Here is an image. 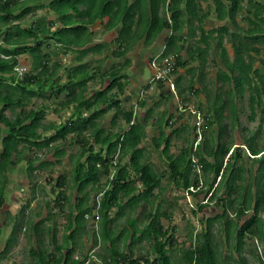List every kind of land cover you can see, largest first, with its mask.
<instances>
[{"label":"trees","instance_id":"1","mask_svg":"<svg viewBox=\"0 0 264 264\" xmlns=\"http://www.w3.org/2000/svg\"><path fill=\"white\" fill-rule=\"evenodd\" d=\"M0 1V25L2 22L11 23L18 21L30 12L44 9L56 14L61 22V27L55 31H52L55 23L52 20L48 21V24L41 22L26 29L16 26L15 30L8 33H3L0 30V37L2 38L0 40V179L1 183H3V186L0 187V210L7 199V187L4 184L9 183L7 180L9 168L15 165L17 161L22 160L26 152L31 150L49 148L56 153V156L63 157L65 151L61 149L60 143L66 141L69 136H73L75 143L81 146V152L75 161L72 180L77 193L83 194V196L76 198L77 204L75 208L78 214L75 219L72 217L74 211L68 214L69 226L67 228L71 229L76 225L77 227L74 226L75 230H78L86 220V215H91L92 210L95 209L92 206L90 207L92 199H90L89 189H93L97 185H101L102 188L104 185L109 184L110 186L106 189L105 198L102 200L99 210L102 219L98 233H96L95 242L100 238L104 244L106 241L110 242V250H106L111 252V259L114 264H219L220 245L217 244L215 234L212 231L217 223L226 228V233L229 237L236 236L234 248L240 256L242 255L243 246L246 245V241L249 238H256L259 242L264 243V218L262 217V214H264V143L259 145L260 140L264 142V130H262V125L264 124V48L262 46L264 45V0L262 2L259 0H227L229 10L222 12L226 14L218 15V19L226 21V25L235 27V32L232 33V36L235 42L236 60L230 62L227 50L222 44L218 46L221 49L220 54L223 57V63L228 69L226 72L221 71L219 73L218 81L223 82L225 86L227 84L230 86L234 85V90L231 88L227 92V99H223L222 96L214 98L213 92L211 90L210 92L208 91L209 99L207 101L209 103L207 105L209 109L208 119L210 121L207 126H210V128H213V126L215 128L218 127V135L216 138H212L211 141H205L203 145H199L196 150L193 151V148L189 150L186 147L183 148L181 155L170 154L172 139L180 129L174 130L170 135H167L163 129L161 130L160 135L154 141L155 147L162 149V153L169 161V171L164 173H158L154 170L149 162L148 150L146 147H140L148 136L146 127L154 110L150 109L143 119H138L134 110L136 107H132L130 110H126L123 107L119 95L124 94L126 91L128 82L122 81V79L128 78V76L120 74L126 67L118 64L119 68L113 66L103 72L104 64L109 66V57L111 56L108 53V55L106 54L105 47L95 45L91 48L83 49V53L80 51V58L87 56L91 52L92 54L100 55L102 53V56L105 55L95 65L93 61L89 60L81 63L83 59H80L77 62L80 64L67 67L65 70L68 75L64 83L62 82V77L57 73L58 68H55L54 71H49L48 65L43 64V62H49L52 55L66 53L69 50L66 46L74 39L80 41L79 46L86 47L92 42L88 25L95 23L97 20H103L106 16H110L111 20L115 19L116 6H119V9L123 8V11L126 10L129 14L134 12L136 15L139 13L137 8L140 6L143 14H151L154 23L152 31L155 34L154 36H156L163 29L170 27L168 20L160 16V11L163 5L166 4V0H136L134 5H131L129 0H121L123 1L122 4L119 3L120 0H30L21 5V7L17 4L20 0H14L13 2ZM183 1L171 0L170 10H174V27H177V25L181 26V13L178 10ZM188 1L192 2L191 5L188 4V10L190 7L191 10L197 9L196 0ZM219 7H222L221 3ZM19 8H22L21 13L15 15V11ZM82 8L86 10H82ZM199 11L197 9L194 12L196 13L195 16H200L198 20L201 23L198 24V27L201 29L202 34H205L201 39L207 45L212 35H207L201 28V24L208 15L205 13L200 14ZM4 12L5 15L3 16ZM240 14L245 15L243 20H247L250 24L247 29H244L236 22V17ZM76 17H87V23L74 27ZM130 17L129 15L128 18ZM43 21L46 20L44 19ZM174 27L173 29H175ZM223 30L228 32L229 27L226 26ZM80 33H83L82 39H78ZM220 37H224L223 33L220 34ZM51 38L55 42L60 43L63 48L56 47L58 52L51 50L46 53L45 49L51 47L50 42L48 43ZM120 39H117L119 47L112 55L121 59L127 57L128 49L122 46ZM221 42L219 41V43ZM208 49L209 47L199 49L200 55L198 57L203 58L204 53L207 55ZM254 54L257 56L263 55L262 59H260L261 66L255 69L254 62L257 58ZM2 55L10 56L11 58L5 59ZM24 55L32 57L33 66L30 72L26 71L23 77L18 78L15 69L20 57ZM165 55H167V52H165ZM188 62L183 61L182 63V61H178L177 66L178 68L181 66L187 68ZM124 63L126 64V62ZM205 66L206 63H202V68ZM106 78H112L109 86L103 89L101 87L94 91L92 97L86 96L91 82L100 83L103 86ZM149 87L150 84L146 86V88ZM157 87L160 89L164 86L160 83ZM47 89L51 91V95L57 96V98L61 95L66 96V99L59 104L62 109L72 108L67 121L61 125L56 123L45 125L43 123L49 107L43 106L38 110L29 111L23 109L28 102L38 96L49 99L48 94L45 93ZM248 91L250 94V119L255 120L259 110L263 114L260 120L261 125L258 130L245 139L243 145L246 146V149L238 147L230 155L229 162L225 164V158L229 154L231 146L220 142L221 137L224 135H222V130L226 131V126H223L222 122L226 118L224 111L228 107L227 109L233 115L231 116L232 124L236 126L239 123L237 103L242 98H245ZM138 100L139 102L144 101L141 98ZM19 108H22V110L19 111ZM112 109L115 110L112 118L113 125H117V119L121 117L125 120L127 129L115 133L111 129L102 128L101 120ZM7 111H11L14 114L13 119L7 117L5 114ZM172 118L173 116L171 115L165 120L166 114L163 115L162 119L159 120L160 127L169 126ZM49 131H54V133L50 136L46 135V138H44L43 134ZM181 133H178V136ZM56 142H59V145L52 147L51 144ZM191 150L194 155L198 156L204 175L207 178H209V175L215 174L214 183L218 177L220 180L224 178L225 184L223 183V186L222 184L220 185V182L217 183L218 192L221 188V191H223V194L217 200V205L223 206L225 211L223 215L206 219L207 228L202 234L194 237L195 242H197L196 245H191L188 248L182 247L179 249L181 256L176 257L172 256L173 254L171 255L174 252L172 249L175 244L174 235L168 236V230H165L162 223L163 218L171 220L172 215L166 209H163V202L159 203L157 209L153 211L155 202L160 198V195L155 192L162 188V181L165 177H168L178 188L187 190V192H189L191 187H197L200 181L197 173L195 174L196 177L192 178L194 174L192 160L191 155H188ZM118 151V160L115 165L116 172H114V178L111 180L112 161ZM246 151L249 152L247 158L251 161L250 167L246 165ZM207 155L214 158L212 163L206 159ZM58 163H61V161L58 160ZM28 164V170L31 173L34 172L36 170L33 166L34 162L30 161ZM254 166H256L255 169ZM223 167L224 172L222 171ZM135 177L138 180H135ZM56 184L62 189L58 194V198H61L63 203H57L58 207L63 211L66 206L65 203L69 201L64 191L67 186V176L63 174ZM212 188L213 184L210 186V189ZM243 190L244 193H241ZM198 191H201V188ZM214 192L212 196L216 198ZM192 194L195 193L192 192ZM232 195L235 196L234 199H231ZM126 199V203L123 204ZM142 202L152 206L147 214V220L149 219L150 224L145 225L143 229H138V222L135 219H130L131 228H125L121 232V236L116 237L115 232L110 228V225L115 223V219L110 217L109 212L113 208H117L116 218H120L124 214L125 209L133 210L141 205ZM93 203L97 205L96 202L93 201ZM235 204L239 207L236 212V218L229 219L227 210ZM252 208L254 210L253 215L240 225L243 216ZM53 216L55 215H49L48 219ZM223 220H225V223H222ZM43 224L44 220H41L39 223L32 225L36 235L43 230ZM4 232V229L0 228V233L6 235ZM137 232L141 233L140 237H137ZM16 233L17 228L11 229L8 239H15ZM129 233L134 241L145 238L153 241L152 254L156 257L152 262L149 259L134 260L133 252L127 254L125 251L118 250L116 242L124 237V240H127ZM75 234V231H72L65 236V245H58L54 234L52 240L55 247L48 256L44 255V244L40 239L38 242V250L41 252L42 257L40 264H85V259H75L76 247H70L68 244V240L76 238ZM11 242L7 243L6 248L10 247ZM65 248L67 251L66 255L64 253ZM5 253L4 250L0 252V258H4ZM33 253L36 254L35 251ZM257 258L259 259V264H264V261L260 260L258 256ZM107 259V257H104V260ZM239 264H247L246 259H242Z\"/></svg>","mask_w":264,"mask_h":264},{"label":"rangeland","instance_id":"2","mask_svg":"<svg viewBox=\"0 0 264 264\" xmlns=\"http://www.w3.org/2000/svg\"><path fill=\"white\" fill-rule=\"evenodd\" d=\"M131 1V0H130ZM263 1V0H259ZM245 15H238L236 17V22L241 25V23L244 24V29H247L249 27V22L244 18ZM248 16V15H247ZM54 16V13L49 12L47 9L39 10L38 13L35 15H32L26 19V24H33L35 21H38L40 19L46 18L48 21L52 19ZM220 23L218 20H215L214 26L220 27L224 24L226 25L225 21H222ZM31 24V25H32ZM29 25L28 27H30ZM25 28V27H24ZM242 32V31H240ZM243 33V32H242ZM230 35L227 37L228 43L225 44V47L229 48L232 47L234 44L233 41H231V38L229 39ZM226 37H224L223 42L227 41ZM224 42V43H225ZM239 43V41H237ZM215 43V47L211 49V55L214 57V61L208 64L202 68L206 75H209L210 79L213 80L210 83V89L214 91V94H216L215 97L220 95L221 89L228 90V86L224 85L220 81L217 82L216 75L218 74V71H228L227 67L223 63V58L220 55L221 49L217 46V42ZM224 47V45H223ZM224 47V48H225ZM233 49V47H232ZM53 51V48H46L45 52L48 53L49 51ZM233 52V51H231ZM60 56L57 57L56 55H53L52 58V64L49 71L53 70V67L56 63H60L61 68L59 70V73L62 74V80L66 79V73L64 72V68L71 66L72 57L69 55V53L66 55L65 52L59 53ZM234 54V53H233ZM232 54V57H233ZM229 56V54H228ZM261 55H258V58L254 62V69L259 68L261 66ZM24 58V64L27 70H31L33 66V59L31 56L26 55ZM115 61L117 60L114 58ZM211 59V58H210ZM110 62L112 64H117L115 61H113L112 57L109 58ZM236 60V57L230 60V62H234ZM148 71V70H147ZM237 75V73H236ZM150 78V73L146 72L145 74V82H147ZM136 81L139 82V78H135ZM66 81V80H65ZM97 86L93 85L89 86V89L91 88V91H96L100 88V83H96ZM141 85V83L139 84ZM146 84H142V87L139 89H134V93L131 94L129 89L127 90L129 95L125 97H131L132 95V102L134 105L132 107H136L134 110L136 111V114L138 118H143L144 115H146L148 111V106H145L144 108L141 107L138 102V99L146 100L148 99L151 104H155L160 100V95L163 92V95L165 94V91L157 89V90H146L145 88ZM104 86V83H103ZM93 88V89H92ZM98 88V89H97ZM231 88L234 90V85H231ZM156 89V88H155ZM249 90V89H248ZM91 91L88 90V93L86 96L92 97ZM140 93L138 94V92ZM142 91V92H141ZM126 92V91H125ZM227 91H225L226 93ZM45 93L48 94L49 99L44 98H36L31 101V103L28 105V108L33 109H40L41 107H49L51 104L54 106L50 107V110L48 111V116L46 119L47 123L56 122L57 124H63L67 121L70 113L72 112V108L68 109H62L60 107V103L66 99L65 95H61L59 98L57 96L51 95V91L47 89ZM126 95V93H124ZM204 94L197 95V99L195 103H185L187 106H190L191 108L195 107L196 109L193 110H199L194 115H197L198 113L205 114L206 118L208 117V111H204L205 107L208 105V101L206 99L208 98V95L204 99H201V96ZM249 91L246 93L245 98L240 100L237 103L238 106V115H239V123L234 126L232 123V117L233 116L229 109L226 108L224 111V115L226 116L225 120L223 122V126H226V131L222 130V137L220 139V142L223 144H226L230 147L229 154L225 158V161L227 164L230 160V155L238 148L243 147L245 139H247L253 132L258 130V128L261 125V118L263 117V114L258 110V116L255 120H251V108L249 104ZM225 99H227L228 94H223ZM124 97V98H125ZM185 98V96L183 97ZM154 102H152V101ZM204 102H203V101ZM162 102V101H161ZM123 103V101H122ZM130 103V104H131ZM166 102H162L159 106H156L158 109L156 113H154L153 120L148 121L146 131H148V137L144 139V141L141 143L140 147H146L149 154V162L152 164L154 170L158 173H164L166 171H169L168 168V159L167 157L162 153V149H157L155 147V141L154 139L160 135L161 130L163 129L165 133L169 134L174 131V127L171 126L173 124H170L171 126H163L164 128L159 127L157 123H155V119L157 117L160 118L162 115V112L164 111L167 106L165 105ZM126 104V103H125ZM129 104V105H130ZM132 105V104H131ZM128 108H130L128 106ZM57 109V112L54 113V110ZM114 112L112 111L110 116L105 118L102 126L107 129H111L115 133L127 129L126 122H121L122 124H118L116 126L109 123L111 121V117L113 116ZM6 115L9 118H14V114L11 111H7ZM192 113L190 110H186L184 112L185 120L188 122L186 123V126L183 125V134L181 135L182 138H174L175 140H172V145L170 149V154H174L176 156L181 155V152L183 151V148H188L189 150L193 148V151L196 150V148L199 145H203L204 142L211 141L212 138H216L218 135V127L210 128L207 124L209 123V119L207 118L206 121H202V124H205V129L202 132V138L196 136V131H191L192 127L195 125V120L191 116ZM173 116L177 117L173 114ZM213 119V116H212ZM155 120V121H154ZM175 120H172L174 122ZM176 122V121H175ZM183 123V124H184ZM219 124V123H218ZM175 125V124H174ZM114 126V127H112ZM202 128V127H201ZM215 128V129H214ZM262 130H264V124L262 125ZM191 132L188 137L187 133ZM187 137V138H186ZM263 137V136H262ZM186 138V140H185ZM183 140V143L180 141ZM200 141V142H199ZM233 141V142H232ZM59 142H56V144H52V147L59 145ZM259 145H262L264 142L259 141ZM62 145V148H64L65 155L61 157V164L57 166H54L52 168V172L50 173V169H41L36 170L30 176V173L28 171V167L25 162L21 163L20 165H15V169L13 172H11L9 175V178L12 180L11 185L9 186V190L12 193L13 199H11V193H7V199L9 200L7 202V205L4 206L3 210L0 213V228L4 229V233L6 235H3L0 233V250L3 249V242H5L6 237L9 235L10 230L17 228L18 233L16 234L17 238H20L21 240L18 241L12 248L14 251L13 253V260L10 264H30L32 262V256L29 253V248L31 245L34 247H37V244L40 240V235L37 236L33 229L32 225L33 223L40 221L41 219H45L49 212L54 211V217L50 218V220H46V223L44 225L45 227H54V224L58 226V234H57V240L59 243H63L64 237H63V231L60 229V225L62 227L66 226L68 224V214L71 211H74V215L72 216L73 219L77 217L78 212L76 211V198L83 196V194H78L76 188L73 185L72 177H73V169L75 165V161L77 156L81 152V146L78 143H75V138L73 139V136H69L66 141H63L60 143ZM215 145V144H214ZM216 146V145H215ZM246 147V146H245ZM162 148V147H161ZM202 148V147H201ZM245 149V148H244ZM50 151L44 150L42 152H37L35 154H31L34 158L36 155L39 157H42L41 160H44L47 158V154ZM188 155H191L192 160V167L194 174L192 175V178L197 177L200 181V183L197 185V187H191L189 189V192L184 189H180L176 186L175 183L171 182L168 177H165L162 181V188L156 190V194L160 195V198L158 201L155 202L154 209L155 211L157 209V206L159 203H162L163 209L167 210L169 213H171L172 217L171 220L168 218H163L162 223L164 225L165 230H168V236L174 235L175 244L172 247L174 250L173 253H171L172 256L180 257L181 252L179 249L182 247H190L191 245H196L197 242H195L194 237L196 235L202 234L203 231L207 228V223L205 222L206 219L216 217L218 215H223L225 209L223 206L217 205V200L220 197L221 194H223L222 188L218 192L217 183L220 182V185L224 182V178L220 180L218 177L214 183L215 174L209 175V178L204 175V171L202 169L201 163L199 161V158L197 155H194L192 150L188 152ZM245 158L247 162V166L250 167V159L247 158V155H249V152L246 151ZM63 158V159H62ZM209 162L212 163L214 161L213 157H210L207 155L206 158ZM85 161V159H83ZM128 161V160H127ZM125 162V161H124ZM123 162V163H124ZM240 163V162H239ZM193 164H195L193 166ZM239 165V164H238ZM256 166H254V169ZM224 172V167L222 169ZM65 174L67 176V186L65 189L66 197H68L69 201L66 203V206L64 207V210L61 211L60 207L56 204L57 202L63 203V200L61 198H58V192L59 189L55 187V184L53 180L55 181L56 178H58L61 174ZM199 175V176H198ZM246 177V176H245ZM222 178V177H221ZM135 180H138L137 177L134 178ZM213 184V188L210 189V186ZM239 184V183H238ZM138 185L140 186V183L138 182ZM247 185V184H245ZM108 184L105 185L106 188H108ZM201 188V191H198ZM217 188V189H216ZM216 191L214 192V190ZM102 190L101 185H97L93 189H89L90 194V207L96 208L97 205L93 203V197L98 194ZM211 191L210 193H208ZM195 193V194H192ZM207 192V193H206ZM215 193L216 198H213L212 193ZM244 193V190L241 192ZM212 196V197H210ZM226 196V194H225ZM224 196V197H225ZM228 197V196H226ZM235 196L232 195L231 199H234ZM127 201L124 200L123 204H125ZM143 203V202H142ZM135 207L133 210L131 209H125L124 214L120 218H116L118 209L113 208L109 215L111 218L115 219V223L110 225V228L115 232L116 237L121 236V232L124 231L125 228H131L129 224V220L135 219L138 222V229H143L145 225H149L150 221L147 220V214L151 210L152 206L147 204H142ZM60 204V205H61ZM236 205V204H235ZM233 206L232 208H229L227 210V215L229 219H235L236 212L239 207ZM88 207V206H87ZM203 207V208H202ZM79 210V209H78ZM11 211V212H7ZM253 208L248 211L245 216H243L240 225H242L247 219H249L253 215ZM264 214H262V217ZM101 219V215L97 213L96 209L92 210L91 215H86V220L81 224L80 230H79V237H76L74 240H68L69 245H73L74 243H77L76 247V255L80 258H87L89 259V262L95 261L96 264L100 263V256H106L105 253H108L110 251V242L106 241L102 242L101 238L95 242L96 233H98L99 225L96 224L97 221ZM222 223H225V220L222 221ZM75 226V225H74ZM77 227V226H75ZM101 227V226H100ZM96 229V230H95ZM225 229V230H224ZM101 230V228H100ZM213 233L215 234V240L217 244L220 245V262L219 264H239V262L242 259H246L247 264H259V259L264 261V243L259 242L256 238H249L246 241V245L243 246L242 255L240 256L235 251V237L228 236L226 233V228L223 227V225L217 223L214 228L212 229ZM141 233L137 232V237H140ZM42 243L49 247V249H46L44 251V255L48 256L50 254V251L54 249V246L52 244V239L50 240V235L47 233H44L42 235ZM125 237L122 239H118L116 242L117 248L119 251H125L126 253L130 254L131 252L134 253L133 259H149V261H153L155 259V255L152 254V247H153V241L149 239H143V240H136L129 239L127 241H124ZM49 244V245H48ZM108 249V250H106ZM99 255V257H98ZM107 258H110L106 256ZM41 252L37 255V262L40 264L41 259ZM6 260L4 258H0V264H6ZM106 264H114L113 260L110 259L107 261Z\"/></svg>","mask_w":264,"mask_h":264},{"label":"crops","instance_id":"3","mask_svg":"<svg viewBox=\"0 0 264 264\" xmlns=\"http://www.w3.org/2000/svg\"><path fill=\"white\" fill-rule=\"evenodd\" d=\"M122 2L123 1H121V0L119 1L120 4H122ZM135 3H136V0L130 1L131 5H134ZM167 3H170V6L172 4L171 0H167L166 4L163 5V8L160 11L161 12L160 16L165 17L166 19H169L170 27L163 29L156 36H154L155 34H153V31H152L154 23H153V19H152L151 14H143V11H141L140 6H138V8H137V10L139 11V13L137 15L134 12L129 14V13H127L126 10L123 11V8L119 9V6H116L115 7V10H116V18L115 19L111 20L110 16H106L103 20H97L95 23L88 25V29L90 31V36L92 38L91 43H89L86 47H82V46H79L80 41L77 39H74V40H72V42L68 46H66V48H68L69 50L65 54L67 55L69 53V55L72 57L71 66H75V65L80 64V63H77L80 59H83V61L81 63L89 60V61H93L94 65H95L96 63H99L97 61L100 60L105 54L102 56V53L100 55H98L96 53L92 54V52H91L87 56H82V58H80L81 57L80 51L82 52L83 49L91 48L95 45H101L102 47H105L106 48V50H105L106 54L108 53L109 55H111L110 57H112L113 61H115L114 58H116L117 60L115 62L117 64H115V63L112 64L111 62L109 64V66H107V64H104V68L102 71L105 72L106 69H108L109 67H113V66H117V68H119L118 64L124 65L126 68L123 70V72H121L120 75H127L128 76V78H123L122 81L128 82L126 89L127 90L129 89L131 94L134 93V89H132V87L135 89H137V88L139 89L140 87H142V84H146L150 80V78L152 77V69L150 67V61L154 56H156L160 53L165 54V52H167V55L175 56L177 58V60L180 62L182 61V63H183V61L184 62L189 61L187 68H183L181 66L174 74L173 82L175 85L176 95H174V93L172 91H170V89L166 85V87H164L162 89L163 91H165V94L163 95V92H162V94L160 95V100L157 103H155L154 105L151 104L148 99L138 103L143 108L145 106H148V111L150 109L154 110L153 115L150 118V120H153L154 113H156V111L158 110L156 108V106H159L162 102H166L165 105L167 106V108L164 109L160 118L157 119V117H156V119H155L156 121L155 120L154 121L160 127L161 124H160L159 120L162 119L163 115L166 114L165 120H167L171 115L173 116V114L176 115L177 117L173 116L170 124H173L171 126L174 127V130L180 129L176 133V135H174V138H182L181 135L183 134V131H185V129L183 130V125L186 126V123H184V122H188V121L185 120L184 113L181 114L177 111V107H179L180 105L187 106V104H185V103H195V101L197 99V95H200V94H204L203 96H201V99H204L205 95L207 97L210 90L212 91V89H210L211 88L210 83L212 81V84H213V80L210 79L209 75L205 74L208 72H204L202 70V63H206V65H207L209 61H210V63L214 61V59H213L214 57H212V55H211V52H212L211 49H213V47H215L214 42H217V46L222 44L225 47V44L228 43L227 37L229 35H230L229 39L231 38V41L234 40L232 33L235 32V27L230 26V25L228 26V25L224 24L223 26L221 25L220 27L217 28L213 25L215 20H218L220 23L223 24V22L218 19V15L226 14V13H222V12L229 10V7H228L229 3L227 2V0H196L197 9L200 10L199 13L200 14L205 13L208 15L207 18H205L201 24V28L205 31V33L207 35L208 34L212 35L209 42L206 45L204 43V40L201 39V37H203L205 34L204 33L202 34L201 29L198 27V24L201 23L198 20V18H200V16L199 15L195 16L196 13L194 11L197 9L191 10V7H190L189 10H186V9H188L187 8L188 4L191 5L192 2H189L188 0H184L183 3L181 4V7L179 8L178 12L181 13L182 23H181V26L177 25V27H174V25H173L174 10H170V7ZM220 3L222 5L221 8L219 7ZM82 10H86V9L82 8ZM183 10H185V14L183 13ZM38 11H37V13H38ZM183 14H184V21H183ZM129 15L131 16L130 18H128ZM54 16L55 17H52V19H51L53 22H55L54 26L52 27V31H55L56 29L61 27V22L58 20L57 15L54 14ZM44 19L47 22L43 21ZM51 20H49V21H51ZM87 20H88L87 17H84V18L83 17H76L75 18L76 24H74V27L86 24ZM41 22H45L48 24V20L46 18H43V19L36 21L35 24H39ZM226 26L229 27L228 32H224V30L222 28V27H226ZM240 26L243 28H246V27H244L243 23H241ZM173 27L175 29H173ZM26 28H27V26H25L24 29H26ZM155 29H157V27H155ZM221 33H223L224 37H226L227 41L226 42L224 41L225 43L223 42L224 37L223 38L220 37ZM120 37H121V39H120ZM79 38L80 39L83 38V33H80L78 39ZM117 39H120L122 46L124 48L128 49L126 58L120 59V58H117V57L112 55V53L115 52L119 47L117 44V41H118ZM219 41H222V42L219 43ZM48 43L51 45V48H53V50L55 52H58V50H56V47L63 48V46H61L60 43L55 42L54 39H52V38L49 39ZM234 44H235V42H234ZM234 44L232 45L233 49H232V47H229V48L225 47V49L227 50V53L229 54V56H228L229 60H232L233 58L236 57V48H235ZM206 47H209L207 55L204 53L203 58L198 57V55H200V52H198V50L199 49H206ZM231 51H233V52H231ZM232 54H233V57H232ZM24 56H26V55H24ZM56 56L59 57L60 54H58ZM221 57H222V55H221ZM255 57L258 58L257 55H255ZM262 57L263 56H261V59H262ZM124 62H126V64ZM23 63H24V60H23ZM43 64L48 65V68L50 69L51 64H52V58L49 60V62L48 61L43 62ZM55 68H58L57 73H59V70L61 68L60 63H56L54 65L52 71H54ZM66 68H64V72L66 73V79L62 80L63 83L66 82L65 80H67V75H68L66 70H65ZM192 69H194V71H192ZM26 71L30 72V70L29 71L26 70ZM146 72L150 73V78L147 82L144 81ZM220 72L218 71V74L216 75L217 82H219L218 81V75ZM59 76L62 77V74L59 73ZM135 78L136 79L139 78V82L136 81ZM111 80H112V78H110V79L106 78L104 86L99 84L100 88L102 87L101 89H103V88L109 86V84L111 83ZM140 83H141V85H139ZM221 83H223V82H221ZM93 85L97 86V84L91 82L90 86L93 87ZM227 86L229 87L228 90H225V89L222 90L221 89V92H220L221 94L218 95V96H222L223 99H225L223 94L226 95L227 92L231 90V86L229 84H227ZM192 88H194V89H192ZM89 90L91 91V88ZM127 90H126V92H124V93H126V95L121 94V95H119V98H120V100L123 101V107L126 110H130L134 104L131 103L132 102V95H131V97H129V99H128V97H125V96L130 94L127 92ZM225 91H227V92L225 93ZM93 92L94 91L92 90L91 94ZM212 92L214 94V91H212ZM139 93H140V91L138 92V94ZM184 96H185V98H183ZM215 96H216V94H214V98H215ZM36 98H41V96H38ZM36 98H33V99H36ZM31 101L28 102L23 107L24 110H28V111L31 110V108H28V105L31 103ZM51 106H54V105L51 104ZM51 106H49V110H50ZM128 106L130 108H128ZM21 110H22V108L21 109L19 108V111H21ZM33 110H36V109H33ZM206 110L209 112L208 106L205 107L204 111H206ZM112 111L115 113L114 109L109 110L108 114L101 120V123H103L105 118L110 116ZM56 112H57V109L54 110V113H56ZM47 116H48V114H47ZM47 116H46L45 120L43 121V123L45 125H50L51 123H56V122L47 123L46 122ZM145 116L146 115H144V117ZM136 117H138L137 114H136ZM112 118H113V116L111 117V121L109 123H111L113 125ZM143 118H140V119H143ZM172 120H175L176 122L175 121L172 122ZM121 122H124V119H122L120 117L117 119V123L122 124ZM57 125H60V124H57ZM102 125L103 124H101V126ZM171 126H169V128ZM112 127H114V126H112ZM102 128H103V126H102ZM105 129H107V128H105ZM107 130H109V129H107ZM181 131H182V133H181ZM191 131H193V127H192ZM53 133H54V131L46 132L43 134V137L46 138V135L50 136ZM171 133H169V134L167 133V135H170ZM178 133H181L180 136H178ZM191 134L189 132V134H187V137ZM174 138L172 140H175ZM186 138H185V140H186ZM180 142L183 143V140ZM52 144H54V143H52ZM52 144H51V146H52ZM61 149H64V148H62V145H61ZM44 150L50 151L47 154V158L44 160H41L42 157H39L37 155L34 158L31 155V154H35L37 152H42ZM58 160L61 161L60 156H56V153L53 152L49 148L48 149L43 148L41 150L36 149V150L27 151L25 156L22 158V160L17 161V163H15V165H20L21 163L25 162L27 167H28L29 166L28 162L32 161V162H34L33 166L36 168V170L50 169V173H51L52 172L51 169L54 168V166L58 167V165L61 164V163H58ZM14 161H15V158H14ZM15 165L11 166L9 168V170L7 171V180L9 183L4 184L5 187H7L6 188V191H7L6 195L8 192L11 193V191L9 190V186L11 185L12 180L9 178L8 174H10L11 172L14 171ZM73 171H74V169H73ZM29 173H30V176H32V174L34 172L31 173L29 171ZM63 174H61L58 178H56L55 181L53 180V182L56 183L57 180ZM1 182L2 181L0 179V187L3 186L2 185L3 183H1ZM72 182H73V180H72ZM73 185H74V182H73ZM55 187L59 189V192L62 191V189L59 188L57 186V184H55ZM65 189H66V187H65ZM12 199H13V197H12V193H11V199L10 200H12ZM8 201L9 200L6 199L5 205H7ZM56 204L58 205V203H56ZM4 206H3V208H4ZM3 208L0 210V213L3 210ZM7 212H11V211H7ZM52 214L54 215V211L49 212L47 214L48 216L45 219H41V220H44V224L42 225L43 230L37 234V236L40 235V239L42 238V235L44 233H47L50 235V240L52 239L54 234L57 237L58 226L56 224H54V227H52V228L51 227H45L46 229L44 230V225L46 223V220L47 221L50 220L48 218H49V215H52ZM101 219H102V216H101ZM101 219H99V221L96 222L98 225L100 224ZM40 221H37L33 224L39 223ZM68 226H69V224H67L64 227H62V225H60V229H62V231H63L64 241H65V236L69 235V233H71L72 231H75V233H76L75 237H79V230L80 229L78 228V230H75L76 228L74 226H73V228L70 229V228H67ZM17 233H18V231H17ZM8 238H9V235L6 237L5 242H3V246H4L3 249L0 250V252H2L3 250L6 252L5 253L6 255L4 256V259L6 260V262H5L6 264H10V263H12L11 261H14L13 257H12L14 251L12 250V248L14 247V245L16 243H18L19 240H21L20 238H17V236H15V239H13V240H11V239L9 240ZM75 239L76 238H74V240ZM129 239H132L131 234L128 235L127 240H129ZM71 240H73V239H71ZM127 240H124V241H127ZM10 241H12L10 244V247L6 248L7 243H9ZM52 244H53V240H52ZM65 244H66L65 242L59 243V241H58V245H65ZM68 244H69V242H68ZM53 246H54V244H53ZM69 246L70 247H77V243L76 244L74 243L72 246L71 245H69ZM38 247H39V244H37V247H34L33 245H31V247L29 248V250H30L29 253L32 256L31 257L32 262L30 264H38V262L36 261L37 255L39 253ZM66 248L64 249L65 255L67 253ZM43 249H45L43 251H46V249H49V247L44 245ZM53 250L50 251V254L53 252ZM33 251H35L36 254H34ZM75 255H76V251L74 253V256ZM105 255L110 257V258H108L107 260H104V257H106V256H100L99 257V255H98V257L101 259L100 260L101 264H105V263H107L106 261L111 259V252L105 253ZM92 264H96V262H93Z\"/></svg>","mask_w":264,"mask_h":264},{"label":"clouds","instance_id":"4","mask_svg":"<svg viewBox=\"0 0 264 264\" xmlns=\"http://www.w3.org/2000/svg\"><path fill=\"white\" fill-rule=\"evenodd\" d=\"M6 0H2V2H5ZM7 1H14V0H7ZM27 1H30V0H20V2L18 3L17 2V4L21 7V5H23L24 3H26ZM1 2V1H0ZM166 2H167V0H166ZM168 5H169V7H170V3H167ZM28 5V4H27ZM26 5V6H27ZM11 8H13V7H11ZM167 10V9H166ZM186 10H188V9H186ZM21 11H22V8H19L18 10H16L15 11V15H18L19 13H21ZM37 13V11L36 12H30V13H28L27 15H25L22 19H20V20H18V21H14V22H11V23H7V22H2L1 23V25H0V30L3 32V33H8V32H10V31H13V30H15L16 29V26H20L22 29H24V27L25 26H29V25H31V24H26V19L28 18V17H30V16H32V15H35ZM184 13H185V10H184ZM5 15V12H4V14H3V16ZM168 20V23L170 22L169 21V19H167ZM226 22V21H225ZM36 23V21L32 24V25H34ZM169 25H170V23H169ZM29 28V27H28ZM222 28H224V27H222ZM0 40H2V38L0 37ZM233 42H234V40H233ZM260 46V45H259ZM263 46V48H264V45H262ZM262 46H260V47H262ZM2 57H4L5 59H10L11 57L10 56H6V55H2ZM165 58H173L174 59V61H175V67H174V71L171 73V75H170V77L167 79V80H155V68H154V66H153V63L154 62H158V63H162V61L165 59ZM23 60H24V58H23V56H21L20 57V59H19V61H18V65L16 66V69H15V71H16V73H17V76H18V78H21V77H23V75L25 74V72H26V67H25V64L23 63ZM178 60H177V58L175 57V56H172V55H165L164 53H160V54H158V55H156V56H154L152 59H151V61H150V67H151V69H152V77L150 78V80L146 83V85H145V88H146V86L148 85V84H150V87L149 88H146V90H150L151 88H153V89H151V90H157L158 89V87H157V85L158 84H160V83H162L163 84V86L164 87H166V85L168 86V88L170 89V91H172L173 93H174V95H176V90H175V85H174V82H173V79H174V74H175V72L179 69L178 68ZM29 71V70H28ZM171 85H173L174 87H172ZM163 87V88H164ZM156 88V89H155ZM163 88H160V90H162ZM142 92V91H141ZM193 109H196L195 107H193V108H191L190 106H183V105H180L179 107H177V111L179 112V113H181V114H183L184 112H186V110L188 111V110H190V112L192 113V117H193V119L195 120V125H194V127H193V130L194 131H196V136L197 137H201L202 138V132L204 131V129H205V124H202L201 126L200 125H198V115H200V117L202 118V121L204 120V121H206V119L209 117H207L206 118V116H205V114H203V113H198L197 115H194L196 112H198L199 110H193ZM6 114V113H5ZM8 117V116H7ZM9 118V117H8ZM10 119H13V118H10ZM61 125V124H60ZM200 126V127H199ZM202 127V128H201ZM200 142V141H199ZM243 148H245L246 149V147L243 145ZM97 195L98 194H96L94 197H93V201L94 202H96V197H97ZM105 198V195H104V197H103V199ZM102 199V200H103ZM102 203V202H101ZM102 205V204H101ZM101 205H100V207L98 208V207H96L95 209H96V211H97V213H99V210H100V208H101ZM98 206V205H97ZM100 214V213H99ZM97 224V223H96ZM98 225V224H97ZM77 258H80L79 256H75V259H77ZM81 259H85V264H91V262H89V259H88V257L87 258H81ZM98 264H101V263H98Z\"/></svg>","mask_w":264,"mask_h":264},{"label":"built area","instance_id":"5","mask_svg":"<svg viewBox=\"0 0 264 264\" xmlns=\"http://www.w3.org/2000/svg\"><path fill=\"white\" fill-rule=\"evenodd\" d=\"M153 66L155 68V80H167L171 73L174 71V67H175V61L173 58H165L162 63H158V62H154ZM172 87H174L173 85H171ZM198 125H202V118L200 117V115H198ZM199 126V127H200ZM118 155H119V151L116 153V155L114 156V159L112 161V166H111V170H110V179L112 180L114 178V172H116V168L115 165L117 163L118 160ZM100 167V165H99ZM109 185V184H108ZM106 187L104 185V187H102V190L98 193L97 197H96V203H97V207L99 208L102 202V199L106 193Z\"/></svg>","mask_w":264,"mask_h":264}]
</instances>
